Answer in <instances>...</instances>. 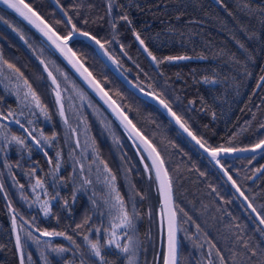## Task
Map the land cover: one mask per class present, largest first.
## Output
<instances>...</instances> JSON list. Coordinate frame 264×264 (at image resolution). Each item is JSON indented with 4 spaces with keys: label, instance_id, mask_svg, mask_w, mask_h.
<instances>
[{
    "label": "trees",
    "instance_id": "trees-1",
    "mask_svg": "<svg viewBox=\"0 0 264 264\" xmlns=\"http://www.w3.org/2000/svg\"><path fill=\"white\" fill-rule=\"evenodd\" d=\"M26 1L60 34L70 31L60 15V10L66 12L78 30L96 36L136 84L162 97L209 147H245L264 137V0ZM0 17V59L19 69L44 109L28 101V111H21L13 69H6L9 78L0 71V113L19 120L41 141L49 157L15 122L0 118V184L13 207L23 264H101L85 236L105 245L106 264H143L144 259L147 264H161L163 243L158 248L156 213L160 204L148 162L141 161L118 122L30 26L2 5ZM137 35L155 60L142 50ZM70 45L153 142L166 165L180 233L179 264H264V230L211 160L155 104L128 88L87 40L73 37ZM179 56L188 58L167 59ZM44 64L61 87L67 122L59 114ZM79 87L88 96L85 105L92 118L70 91L77 92ZM67 123L72 124L70 129ZM13 136L24 143H17ZM219 160L264 216V165L250 179L264 164V148ZM81 171L85 174L79 178H69L70 173ZM111 176L115 177L110 180L112 189L105 182ZM90 192L92 199L84 201ZM109 198L113 200L108 203ZM91 205L94 213L83 217ZM123 212L132 225L122 229L125 233L117 242L123 246L125 235L133 233L134 258H130V238L127 253L115 245L107 247L111 233L107 228L120 224L122 219H117ZM233 220L250 232V246L247 236L234 237L239 234L231 232ZM220 225L229 234L227 241ZM232 244L239 255L229 247ZM58 248L67 251H53ZM0 264H19L9 207L1 190Z\"/></svg>",
    "mask_w": 264,
    "mask_h": 264
},
{
    "label": "water",
    "instance_id": "water-1",
    "mask_svg": "<svg viewBox=\"0 0 264 264\" xmlns=\"http://www.w3.org/2000/svg\"><path fill=\"white\" fill-rule=\"evenodd\" d=\"M25 4H28L31 9L37 13V15L40 17V19H37L35 16H32L31 13L27 12V9H23L27 16L31 18V22L29 19H25V17L21 16L19 13L15 12L12 9H9L7 5L0 2V5L8 8L12 12H14L18 17H20L28 26H30L40 37L41 39L57 54V56L63 61V63L71 70V72L76 76V78L83 84V86L98 100V102L110 113V115L118 122L120 127L125 131L127 134L130 142L132 143L134 149L139 155V158L141 161L145 164V160L148 162L150 169L153 173V177L155 180L157 192H158V199L160 208L157 212V226H158V248H160L162 243V236H163V254H162V263L164 261V256L167 253V245H168V216L170 212L175 210V204H174V197H173V191L171 187V199L166 200L165 195L162 192L161 189V181H164L165 188L167 187V184L170 182V178L168 175V171L166 169L165 163L156 148V146L153 144V142L143 133L141 129L137 127V125L132 121L130 116L123 110V108L119 105V103L114 99V97L107 91V89L99 82V80L93 75V73L90 71V69L87 67V65L82 61V59L78 56V54L74 51V49L70 45V40L73 37H82L94 48L97 55L102 59V61L109 67V69L128 87L130 88L135 94L138 96L146 99L149 102H152L155 104L162 112L163 114L173 123V125L192 143L194 144L203 154H205L211 162L218 168L224 179L229 183L231 189L234 191V193L237 195V197L242 201L243 205L246 207V209L251 213L254 220L260 225V227L264 230V224L260 223V215L257 211L253 212L252 208L254 206L251 204V202L248 200L244 192L240 189V187L235 182V187L233 186L234 179L231 177L227 169L224 167V165L220 162L219 158L223 156H232V155H247L251 153H255L261 149L264 148V145H262L260 148H255V145L259 144L261 141H264V137L259 140L258 142L245 146V147H209L205 143H203L194 133L193 131L183 122V120L180 118L181 123L184 124V126L188 129V132H191L192 135L190 136L188 132L184 130L180 126L179 123H177L176 118L171 114L174 112V110L169 106L171 109V112H169L168 108H165L163 104L160 103V100H164L161 98L158 94L155 92L143 88L136 84L126 73L125 71L111 58V56L107 53L105 47L101 48L99 44H97L94 40L89 39L86 36L81 35V32H87L83 30H78L76 32H73L72 38L68 40L67 45L65 46L63 40H57L56 37H64L67 36V34H60L34 7H32L26 0H24ZM60 14L65 19V21L68 23V17L65 15V13L60 10ZM41 20L43 23H41ZM70 31L72 29V24H69ZM47 26V27H46ZM49 28L52 30L49 31ZM48 33V35H45V33ZM55 33V35H53ZM89 33V32H87ZM90 36H94L93 34L89 33ZM51 37V39H49ZM95 37V36H94ZM97 38V37H96ZM98 39V38H97ZM101 42V41H100ZM138 43L142 50L147 54L149 59L153 61L152 56H149V52L145 51V46L140 44V41L138 40ZM102 44V43H101ZM59 45V47H57ZM70 49V51H69ZM44 73L47 76V79L51 85V92L55 99L56 105L58 107L59 113L65 118L64 113V106L61 96V90L59 83L53 73V71L47 66L43 65ZM47 69V70H45ZM85 69L87 71H85ZM52 73V77H55L56 83L53 84L52 77H49L48 73ZM89 73H91V76H89ZM264 75V74H263ZM263 77V76H262ZM58 85V87H57ZM57 93H59V102H57ZM107 93V95H105ZM165 101V100H164ZM166 102V101H165ZM167 103V102H166ZM168 104V103H167ZM175 113V112H174ZM176 114V113H175ZM4 116V115H2ZM176 116H178L176 114ZM125 117L127 119H125ZM179 117V116H178ZM3 119V118H2ZM5 120V119H4ZM9 121L15 122L16 119L12 117H8ZM131 121V123H129ZM21 124V123H20ZM19 127L20 125L17 124ZM23 125V124H22ZM24 126V125H23ZM26 127L22 129L24 131ZM27 135L29 131H24ZM193 136L196 137V139H193ZM28 137L33 141L32 137L28 135ZM197 140L201 142V144L204 145V147H201V144L197 143ZM147 142V143H146ZM33 143H35L33 141ZM36 144V143H35ZM149 145L151 147H149ZM39 150H41L44 154L45 151L41 146H38ZM155 149V152L152 151V149ZM207 149V151L205 150ZM212 149H231V151H219L217 156L214 158L211 155ZM151 153V155H149ZM158 154V155H157ZM145 159V160H144ZM156 161L155 165L153 164V161ZM161 161L163 162L161 164ZM218 161V162H217ZM264 164H262L257 171L254 172V174L251 176L252 178L255 177L259 173V171L262 169ZM160 168V177H157V168ZM225 171L227 172V175L225 174ZM166 173V175H165ZM231 177V180H229L228 177ZM171 184V182H170ZM237 188L239 191H237ZM0 190L5 198V201L9 207V213L11 217V224L13 228L14 233V239H15V246L17 250V255L19 259V264H21L22 259V253H21V245H20V239H19V246L17 245V237H19L17 225L15 222V215L13 212V207L10 205L9 200L7 199L3 188L0 184ZM243 193V195H241ZM251 204L252 207H248V205ZM176 228H177V264L179 260V231H178V220L176 215ZM158 257V255H156Z\"/></svg>",
    "mask_w": 264,
    "mask_h": 264
},
{
    "label": "snow or ice",
    "instance_id": "snow-or-ice-1",
    "mask_svg": "<svg viewBox=\"0 0 264 264\" xmlns=\"http://www.w3.org/2000/svg\"><path fill=\"white\" fill-rule=\"evenodd\" d=\"M0 2H2L5 5H7V7L9 9H12L15 12L19 13L21 16L25 17V19H29L30 22H31V18L29 16H27V14L25 13V11L23 9H27L28 13H31L32 16H35L37 19H40V17L37 15V13H35L28 4L24 3V0H0ZM65 15H67L66 12H65ZM2 19H3V17H0V20H2ZM122 19L127 20V16L122 17ZM5 23H6V21H5ZM41 23H43L42 20H41ZM68 23L72 24V20H71L70 17L68 19ZM113 27H115V25H113ZM49 31L51 32L52 30L49 28ZM76 31H78V29L76 28V26L74 24H72V29L68 33L67 36H64V37L57 36L56 39L57 40H63L64 44L66 46L68 40H70L72 38L73 32H76ZM80 34L83 35V36L88 37L91 40H94L97 44L100 45L101 48L104 47V45L101 44L99 39H97L94 36H90L89 33L81 32ZM45 35H48V33L46 32ZM53 35H55V33H53ZM136 38H137V40L140 41L141 45L144 44V41L142 39H140L139 35H137ZM21 39H23V36H21ZM49 39H51V37H49ZM57 47H59V45H57ZM69 51H70V49H69ZM145 51H147V48H145ZM148 54H149V56L152 55L151 52H149ZM152 58H153V60L156 59L155 57H152ZM187 58L188 57H185V56L167 57L168 60H173V59L183 60V59H187ZM41 63H43V61H41ZM8 67L10 69H13L14 71H17V72L19 71V69H16L15 66L12 65V64H8ZM45 70H47V69H45ZM85 71H87V70L85 69ZM48 75H49V77H52V73L51 72H49ZM89 76H91V73H89ZM261 79L264 80V77H261ZM52 82H53V84L56 83L55 77H52ZM25 84H27V81H25ZM57 87H58V85H57ZM29 89H30L31 96H32L33 100L36 101L37 107H40L39 97L36 95V93L34 91H31V86L30 85H29ZM105 95H107V93H105ZM57 102H59V93H57ZM160 103L163 104V106L165 108H168L169 112H171V109L169 108V105L164 100H160ZM171 114L176 118L177 123H179L180 126L182 128H184V130L186 132H188V129L184 126L183 123H181L180 117L176 116V114L174 112H172ZM9 115H11V113H9ZM0 118H3L5 120L8 119L7 116H2V114H0ZM125 119H127V118L125 117ZM15 123L19 124L22 129L24 128V126L22 124H20L19 120H16ZM129 123H131V121H129ZM24 131L27 132L28 130L24 129ZM188 134L190 136L192 135L191 132H188ZM28 135L32 137V139L36 143V145H38V146L41 145V141L36 139L35 136H32L31 132H28ZM12 139L14 141H16L17 143H20V144L24 143V140L21 139L20 137L13 136ZM44 139L47 140L48 138L45 137ZM53 139H54V137H53ZM193 139H196V137L193 136ZM197 143L201 144V142L199 140H197ZM262 145H264V141H261L259 144L255 145V148H260ZM149 147H151V146L149 145ZM201 147H204V145L201 144ZM205 150L207 151V149H205ZM221 150L226 151V152L227 151H231V149H212L211 150V155L215 158L217 156L218 152L221 151ZM152 151L155 152V149L153 148ZM45 155H47L46 152H45ZM149 155H151V153H149ZM155 163H156V161L154 160L153 164L155 165ZM162 163L163 162L161 161V164ZM225 174L227 175L226 171H225ZM165 175H166V173H165ZM157 177L158 178L160 177V168L159 167L157 168ZM228 178H229V180H231L230 176ZM113 179H115V177H113ZM39 183H40V181H37V184H39ZM232 183H233V186L235 187V181H233ZM161 189H162L163 194L166 197V200H170L171 199V184H170V182L167 184V187L165 188L164 181L162 180L161 181ZM237 191H239L238 188H237ZM241 195H243V193H241ZM120 203L122 205L123 201L121 200ZM248 207L251 208L252 205L249 204ZM252 211L255 212L256 209L252 208ZM46 214H47V211H46ZM260 223L264 224V216L260 217ZM167 224H168V245H167V253L164 256L163 264H177V260H176V257H177V228H176V213L174 211L170 212V214L168 216ZM131 225H132V221L129 218L128 213L127 212H123L121 223L113 226V230L110 233V238L107 241V247H112L113 245H115V247L120 249L122 252H124V253L129 252V247H128L127 244L121 246L117 242V240H116V237H117L116 228H120V227L127 228V227H130ZM77 227L78 228L82 227V225H77ZM96 231L99 232L100 230L97 229ZM41 234L42 235H47V236H63V235H65L63 232H52V233L43 232ZM68 239L71 240V237H68ZM84 239L88 242V245L90 246V249H91V252H92L93 256L94 257H98L100 259L101 264H106V262L104 261V257L102 255V249L105 247V245L101 244L99 239H97L95 242H93L92 240H89V238L87 236H85ZM73 243H75V242L73 241ZM17 245L19 246V237H17ZM213 247H214V245H213ZM53 251H55V252H65V251H67V249L58 248V249H53ZM217 255H219V253H217ZM253 255H255V253H253ZM221 260L223 261L222 257H221ZM21 264H23V258L21 259ZM130 264H131V261H130Z\"/></svg>",
    "mask_w": 264,
    "mask_h": 264
},
{
    "label": "rangeland",
    "instance_id": "rangeland-1",
    "mask_svg": "<svg viewBox=\"0 0 264 264\" xmlns=\"http://www.w3.org/2000/svg\"><path fill=\"white\" fill-rule=\"evenodd\" d=\"M9 54V53H8ZM6 69H8V70H10V68L7 66V65H5V63L0 59V71L1 72H4V74L7 76V78H9V76H8V74H7V70ZM12 70V69H11ZM10 70V71H11ZM13 71V70H12ZM11 71V73H13L14 74V76H15V88H16V92L19 94L18 96H19V98H20V101H21V103L23 102V105H22V110L21 111H28L25 107V105H26V103L29 101L31 104H33L34 106H36L37 107V105H36V101L35 100H33V98H32V96H31V92H30V89H29V86L27 85V84H25V81H24V79L20 76V74L17 72H15V71H13L12 72ZM65 80H67V81H70L71 79L70 78H68V77H65L64 78ZM64 87H66L65 85H64ZM71 93H72V95L74 96L73 98L75 99V100H77V102H76V104H81V102H82V105H83V111H84V113H86L87 114V116H88V118H90L91 117V113L88 111V109L86 108V105H88L89 104V99H88V96L83 92V91H81V88L79 87V89L77 88V92H79V93H77L73 88H71ZM27 94V95H26ZM27 99V101L25 102L24 100H26ZM86 104V105H85ZM72 106H73V102H72ZM74 107V106H73ZM37 109L38 110H41V111H43L44 109H43V106L40 104V107H37ZM74 112H78V110H74ZM73 113V112H72ZM72 113L70 112V115L72 116ZM22 114V113H21ZM75 124V123H74ZM69 129V128H68ZM84 151H85V149H84ZM85 152H88V150H86ZM84 152V153H85ZM48 159H49V157H48ZM89 168V165H88V163H87V165H86V168ZM107 170V169H106ZM251 176H252V174H251ZM250 176V179H254V177L252 178ZM111 179H113L112 178V176L111 177H108L107 179H105V182H106V184H108V186H111V189L113 188V183H112V185H111V183H110V180ZM96 182V181H95ZM143 195H144V192H143ZM147 199V203H148V206L150 205V202H149V200H150V198L149 197H147L146 198ZM110 200H111V202H112V198L110 199L109 198V200H108V203L110 202ZM112 205H113V203H112ZM148 206H147V208H148ZM157 213V212H156ZM121 215V214H120ZM82 216L83 217H85L86 216V213L84 212V213H82ZM83 217H82V219H80L78 222H77V225H81L82 224V221H83ZM122 219V217L121 218H118L117 220H121ZM109 220V219H108ZM112 220V219H111ZM222 222H218L216 225H219V224H221ZM112 225V224H111ZM114 226V225H113ZM113 226H110L109 228H107L110 232L113 230ZM233 228H232V231L231 232H233V230L235 231V232H237L236 234H239V235H237V236H235L234 235V237L236 238V237H240V236H247L246 238H245V242H246V244H249V246L252 244V240H251V237L250 236H248L249 234H250V232L248 231V230H246V228L244 229V227L241 225H239V222L237 221V220H233ZM78 228V227H77ZM122 229H124V227H120V228H116V232H117V237H116V240H118V239H121V237H122V235L125 233V231H122ZM243 229V230H242ZM242 231V232H241ZM220 232H221V235H222V237H223V239L225 238V241H227V237L229 236V234L227 233V231L223 228V225L221 226L220 225ZM232 237V236H231ZM110 238V235H109V237H108V239ZM129 238L132 240V248H131V257L130 258H134V250H135V247H136V244H137V241H136V239H135V237H134V234L133 233H131V234H129V235H125V239H124V242H123V245H125V244H127L128 243V241H129ZM250 238V239H249ZM108 239H107V241H108ZM134 241V242H133ZM230 242V241H229ZM234 242H235V240H234ZM236 245V244H235ZM235 245H230L229 247L231 248V250L235 253V255H236V252L238 253V249H237V245L235 246ZM238 255H239V253H238ZM179 259H180V247H179ZM240 258L239 257H237L236 258V260H239ZM149 263V262H148ZM131 264H133V262H131ZM143 264H147V259H144V261H143ZM187 264H189V262H187Z\"/></svg>",
    "mask_w": 264,
    "mask_h": 264
},
{
    "label": "flooded vegetation",
    "instance_id": "flooded-vegetation-1",
    "mask_svg": "<svg viewBox=\"0 0 264 264\" xmlns=\"http://www.w3.org/2000/svg\"><path fill=\"white\" fill-rule=\"evenodd\" d=\"M26 32V31H25ZM26 34H29V33H27L26 32ZM26 38V37H25ZM23 50L24 51H26V48H23ZM90 118H92V117H90ZM72 124L71 123H68L67 124V126H69V129H70V126H71ZM63 171V170H62ZM82 172H85V171H81V172H73V173H70L69 174V178H71V176H72V178H79L80 177V174L82 175V174H85V173H82ZM62 173V172H61ZM67 173V172H66ZM62 175V174H61ZM93 193L92 192H90L89 194H85L83 197V199H84V201H89L90 199H92L91 198V195H92ZM94 205H95V202L93 203ZM90 209H91V211H90ZM89 212H91V213H94V207H93V205H91V208H89L88 207V211L86 212V214L87 213H89ZM88 218H89V220H90V216L88 215ZM82 227H80L79 229H81Z\"/></svg>",
    "mask_w": 264,
    "mask_h": 264
}]
</instances>
